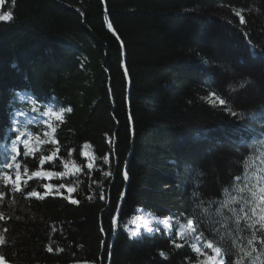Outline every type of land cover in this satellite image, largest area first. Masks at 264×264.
Wrapping results in <instances>:
<instances>
[{
  "label": "trees",
  "instance_id": "16d2710c",
  "mask_svg": "<svg viewBox=\"0 0 264 264\" xmlns=\"http://www.w3.org/2000/svg\"><path fill=\"white\" fill-rule=\"evenodd\" d=\"M7 12L0 166L16 112L64 117L57 146L21 150L33 181L0 179L4 264L198 263L165 220L192 221L224 264H264V0H6ZM70 153L76 179L34 175ZM134 219L159 232L132 239Z\"/></svg>",
  "mask_w": 264,
  "mask_h": 264
},
{
  "label": "rangeland",
  "instance_id": "374dc122",
  "mask_svg": "<svg viewBox=\"0 0 264 264\" xmlns=\"http://www.w3.org/2000/svg\"><path fill=\"white\" fill-rule=\"evenodd\" d=\"M20 99L24 101H30V98L27 94H20ZM37 109H33L31 113L26 111L16 112L14 118L12 120L13 133L17 135L10 139L9 141V154L11 155L10 164L11 167H1L0 179H3L5 183L10 186H14L17 190L22 188L23 184L30 183L32 179L31 173L27 171H23L21 164L18 162V159L21 154V150L24 149L30 155H34L37 151H39L44 145H54L57 146V140L55 138L56 133V122H60L63 120L64 112L56 111L53 106H49L47 110L43 114L36 115L35 113ZM29 125H41L45 128L43 135H35L31 132L24 130L25 126ZM82 159L84 160L86 167L88 170L92 171L95 168L96 160L95 156L92 152V149L89 145H85L82 149ZM67 162L69 167L65 168L63 166L64 162ZM88 164H92L93 167L89 168ZM57 168L59 172H64L65 175L62 176L67 180L76 179L82 172L81 168L76 164L73 165L72 153L68 154V158H62L57 164ZM79 169V171L77 170ZM19 177V179L17 178ZM52 185V184H49ZM66 187H62L63 190L67 194H73L75 191V186L73 185H65ZM67 187H71L74 189L73 192L69 193L67 191ZM54 186L52 185L51 191L54 190ZM48 190V189H47ZM189 221L177 220V221H169L164 222L165 225L172 228L173 234L176 236L177 240L180 242L188 241L191 245L192 251L198 257L199 262L196 264H220L219 256L215 252L214 247H209V244L204 241L203 237L200 236L196 230L194 223H188ZM133 225V226H132ZM132 225H128L125 227V231L127 234L133 239L136 238L139 233H150L156 234L159 229L149 228L147 223L143 226L137 219L132 221ZM151 229V231H149ZM135 233V236H133ZM197 249L199 251H197ZM222 258V257H221ZM223 261V260H222ZM0 264H3L2 259L0 258Z\"/></svg>",
  "mask_w": 264,
  "mask_h": 264
},
{
  "label": "snow or ice",
  "instance_id": "6c2138e0",
  "mask_svg": "<svg viewBox=\"0 0 264 264\" xmlns=\"http://www.w3.org/2000/svg\"><path fill=\"white\" fill-rule=\"evenodd\" d=\"M13 18H14V17H13L12 12H7V13H5V14H3V15H0V22H11V20H12ZM69 111H71V109H69ZM57 152H59V149H57ZM55 157H56V153H53L52 156L45 157V159L51 161V160H53ZM43 163H44V161L42 160V161H41V165H43ZM74 164H75V161H73V165H74ZM63 166H64L65 168H68V167H69V165H68V163H67L66 161L64 162ZM7 167L10 168L11 165L9 164V165H7ZM88 167H89V168H92L93 165H92V164H88ZM77 170L79 171L78 168H77ZM34 175L37 176V177H43V178L51 179L53 176H61V177H62V176L65 175V173H64V172L45 171V172H35ZM109 175H111V173H109ZM17 178L19 179V177H17ZM123 178H124L125 180L129 179V176H128V173H127V172H124V173H123ZM59 187H66V186H65V185H59L58 188H59ZM44 188H45V189H48V191H46V192L44 193L43 196L41 195V193L36 192V191L31 192L30 195L33 196V197H38V198H40V199H43L44 196L49 195V194L51 193L52 185H44ZM67 191H68L69 193H71V192L74 191V189L71 188V187H67ZM56 194L59 195L60 193L57 191ZM68 199H69V200L71 201V203H73V204L78 203L77 200L72 199L71 197H68ZM188 223L191 224L192 222L189 221ZM149 231H151V229H149ZM133 236H135V233H133ZM4 243H5V237H4L2 234H0V245H2V244H4ZM209 247H212V245L209 244ZM48 250L51 251V248H49ZM197 251H199V250L197 249ZM220 251H221L220 248H216V249H215V252H216L218 255L220 254ZM161 255L163 256L164 254L161 253ZM0 257H3V258H4L3 254H0ZM4 259H5V258H4ZM220 264H223V261H222V260H221Z\"/></svg>",
  "mask_w": 264,
  "mask_h": 264
},
{
  "label": "water",
  "instance_id": "95a60500",
  "mask_svg": "<svg viewBox=\"0 0 264 264\" xmlns=\"http://www.w3.org/2000/svg\"><path fill=\"white\" fill-rule=\"evenodd\" d=\"M6 0H0V12L4 10Z\"/></svg>",
  "mask_w": 264,
  "mask_h": 264
},
{
  "label": "bare ground",
  "instance_id": "6f19581e",
  "mask_svg": "<svg viewBox=\"0 0 264 264\" xmlns=\"http://www.w3.org/2000/svg\"><path fill=\"white\" fill-rule=\"evenodd\" d=\"M23 94H26V93H23ZM218 255V254H217ZM219 256V260L221 262L222 258H221V254L218 255Z\"/></svg>",
  "mask_w": 264,
  "mask_h": 264
}]
</instances>
